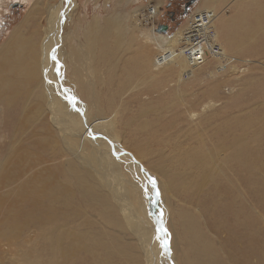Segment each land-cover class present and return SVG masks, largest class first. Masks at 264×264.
<instances>
[{"label":"bare ground","instance_id":"6f19581e","mask_svg":"<svg viewBox=\"0 0 264 264\" xmlns=\"http://www.w3.org/2000/svg\"><path fill=\"white\" fill-rule=\"evenodd\" d=\"M153 1L155 4L150 5ZM164 1L152 0L146 6L154 7L147 12L151 18L156 19ZM3 2L6 0H0V15ZM71 2L68 0V8ZM254 2L201 0L186 23L170 33H159L155 23L149 28L143 27L136 10L127 13L124 20L118 14L114 20L107 18L104 26L97 18L95 26H90L86 35L83 53L87 67L84 66V72L78 71L82 65L78 66L75 60L72 71L79 95L85 96L87 103L84 105L78 97L75 99L74 95L66 94L56 75L59 57L51 58V28L40 31L39 22L44 10L41 14L37 1L38 6L0 44V105L6 110L11 131L18 129L20 123L25 125L33 115L47 113L60 145L61 133L64 150L72 155L64 166L65 175H68L64 177L65 183L60 180L63 174L58 176L54 170L41 168L25 177L15 190L9 191L8 202L11 201L14 207L33 208L34 211L38 208L42 218L46 215L42 201L52 199L54 204L61 203V210L67 211L81 199L90 208L98 210L101 223L121 228L118 234L124 235L122 243L126 249L138 248L137 257L140 251V259L132 253L137 264H181V261L183 264H223L216 246L206 237V232L210 231L209 222L212 226L216 223L218 209L215 206L206 209L192 202L194 192L206 188V184L214 180L213 174L203 172L205 163L201 154L171 145L168 134L157 140L156 133L159 128L167 131V118L159 115L163 114V108L170 110L169 103L186 96L183 85L187 79L212 81L217 70L224 68L225 61L239 47L240 39L256 41L257 36L250 26L246 29L250 36L239 35L240 39L237 38L233 33L236 31L232 26L233 17L229 14L233 3L235 11H239ZM59 5L55 6L56 12ZM53 17L54 12L52 20ZM151 18L145 16L142 21ZM52 20L49 25L54 24ZM242 22L247 24V20ZM29 31L30 35H27ZM196 35L200 40L211 38L219 48L217 52L211 50V46L208 50L202 48L190 62L186 51H194ZM124 49L129 50L131 56L126 61L129 63L121 68L116 59L121 55L124 60ZM202 55L203 59L199 60ZM242 62L246 65L251 61ZM232 71L240 73L246 71V67H232ZM65 95L72 103L64 100ZM213 103L204 102L202 110L191 112V121L200 123V119L207 117L209 110L215 107ZM86 113L90 115L89 121H83ZM130 128L133 136L128 133ZM34 129L42 131L39 126ZM35 136L32 131L31 139ZM48 136L9 147L8 169L11 167L12 176L31 165H39L42 153L37 149L54 153L60 147L55 146L56 142L53 145ZM146 157L153 163L149 169L144 164ZM231 159L240 161L244 157ZM226 187L222 209L229 216L234 211L236 218L235 224L226 228L228 236L241 244L243 255L247 257L245 264H250L249 245L243 241L245 235L242 240L238 236L245 225L242 216H245L246 205L241 202L243 214L238 209L236 196H230L234 192L228 189L231 182ZM69 215L72 217V211ZM81 229L94 235L87 222ZM65 232L43 229L38 240L52 252L53 259L46 261L41 253L30 251V257L26 255L23 264H92L91 250L86 246L88 233H73L71 229ZM110 248L106 245L107 251ZM80 252L81 258L78 257ZM262 263L264 261L259 260V264Z\"/></svg>","mask_w":264,"mask_h":264},{"label":"rangeland","instance_id":"374dc122","mask_svg":"<svg viewBox=\"0 0 264 264\" xmlns=\"http://www.w3.org/2000/svg\"><path fill=\"white\" fill-rule=\"evenodd\" d=\"M37 1L41 14L44 10L39 22L40 31H45L46 27L51 28L50 43L53 47L51 58L59 57L56 60L58 61L56 75L60 78L66 94L74 95L75 99L78 97L84 105L87 102L84 95H79L73 72L76 66L75 60L78 66L82 65L77 69L78 71L84 72V66L87 67L84 54L86 35L90 26H95L97 18L104 26L107 18L114 20L113 17L118 14L119 18L124 20L127 13L136 10L143 27L149 28L152 23L156 24V29L161 24L168 25L167 32L170 33L186 23L201 2V0L193 2L165 0L160 5V13L155 15L156 19H153L147 12L154 7H146L152 0H71L70 8H68V0H6L2 3L3 13L2 16L0 15V44L7 40L31 10L38 6ZM185 1L192 3L186 14L183 11ZM58 4L60 5L56 12L55 6ZM152 4H155L154 1L150 5ZM233 4L229 14L233 17L232 26L236 30L233 32L234 35L237 38L239 35L250 36L246 30L247 26H250V29L253 28L255 31L256 41L247 42L239 38L242 41L239 47L235 48L231 53L232 57L225 61L224 68L217 70L212 81L187 79L183 85L186 96L169 103L170 110L162 109L163 114L159 116L167 118L165 125L169 127L167 131L159 128L156 139L159 140L168 134L171 145L186 152L194 150L199 153L198 155L201 154L200 157H204L203 172H211L214 180L209 185L206 184V188L195 191L192 202L201 204L206 209L213 206L218 209L214 226L208 221L210 231L206 232V237L216 246L220 262L245 264L247 257L243 255L241 244L230 239L226 229L235 224L234 211H231L230 216L233 217H230L222 209L223 191L227 188V183L231 182V187L228 189H233L234 192L230 196H236L235 201L241 213H243L241 202L246 205L245 216H242L245 225L238 232L239 239L242 240L245 235L243 241L249 245L247 253L249 262L259 264V260L264 261V0H255L252 5L249 3L245 9L239 11H235L236 6ZM145 16L151 19L142 21ZM51 20L54 24L49 25ZM242 20H247V24L244 25ZM27 35H30V31ZM125 51L126 49L123 52L124 60L121 55L116 59L117 62L120 61L121 68L129 63L126 61L131 56L129 50ZM246 59L251 62L245 65L242 61ZM232 67H240V69L246 67V71L237 73L232 71ZM83 80H86L85 76ZM97 87L102 89L101 86ZM174 92L172 91L173 94ZM212 92L215 94L214 99L211 97ZM67 95H65L67 99L64 100L72 103V99L70 100ZM59 96L63 99L61 93ZM211 101L215 102L213 103L215 107L209 110V115L201 118L200 123L191 121L193 118L190 113L202 110L203 103H211ZM110 110L112 111L113 108ZM84 115L83 121H89L90 115L88 113ZM7 116L4 106L0 105V264H23L26 255L30 257L28 254L30 251L41 253L46 261H51L52 252L42 245L40 239L38 240L40 232L43 229H50L52 232L56 230L60 233L61 230H65V233H68L71 229L73 233L82 234V231L88 233L86 231L88 226L86 230L81 229L85 222L94 233V235L88 233L86 241V246L91 250L89 258L92 264H137L133 260L132 253L136 256L138 248L126 249L122 243L124 235L118 234L121 228L117 229L107 223H101L98 210L90 208L81 199H77L76 206L67 211L61 210V203L54 204L52 199L42 201L45 206L43 211L46 210V215L42 218L40 217L42 211L38 208L34 211L33 208L14 207L10 204L11 201L8 202L9 191L15 190L25 177L38 169L54 170L58 176L63 174L60 180L65 183L64 177L68 175H65L64 166L72 152L64 150L63 139L57 128L60 142L62 141L60 145L55 128L48 122L47 113L33 115L30 121L25 122L23 126L20 123L18 129L13 131L8 129ZM36 126L42 131L34 129ZM32 131L36 133L34 139L50 135L48 137L52 144L55 145L56 142L55 146L60 145V147L54 153L37 149L42 153L39 165H31L30 168L27 167L12 176L11 167L8 169V157H10L8 149L31 143L34 140L31 139ZM128 133L131 136L134 134L131 128L128 129ZM230 157H244V159L230 160ZM145 159L147 160L146 163L144 162L145 167L148 169L153 167L152 161L150 162L148 157ZM28 203L30 202L27 201ZM30 210L32 212H29ZM71 211L72 217L69 215ZM126 233L129 236L132 234L129 231ZM49 238L51 239V236ZM36 245H39V248H35ZM106 245L111 246L109 251L106 250ZM177 250L176 252L179 253ZM81 256L82 253H78V257ZM177 257L180 262V254ZM137 259H140V251ZM180 263L183 264V261Z\"/></svg>","mask_w":264,"mask_h":264},{"label":"built area","instance_id":"2783aa9c","mask_svg":"<svg viewBox=\"0 0 264 264\" xmlns=\"http://www.w3.org/2000/svg\"><path fill=\"white\" fill-rule=\"evenodd\" d=\"M198 37V35L195 36V39H194V42H196V47L194 49V51H191V50H188L186 51L187 53V58L190 62H192L193 58H194V54L197 52V51H200L202 48H206V50H208V48L211 46L213 51L217 52L218 50V44H216L215 42L212 43V39L211 38H207V39H203V40H200L199 38L196 39ZM201 37V35L199 36ZM210 43V44H209ZM203 52V51H202ZM203 59V55H202V58L199 59V60H202Z\"/></svg>","mask_w":264,"mask_h":264},{"label":"water","instance_id":"95a60500","mask_svg":"<svg viewBox=\"0 0 264 264\" xmlns=\"http://www.w3.org/2000/svg\"><path fill=\"white\" fill-rule=\"evenodd\" d=\"M168 29H169V26L168 25H163V24L159 25L158 28H157V30L161 31V32H167Z\"/></svg>","mask_w":264,"mask_h":264},{"label":"flooded vegetation","instance_id":"af4514ba","mask_svg":"<svg viewBox=\"0 0 264 264\" xmlns=\"http://www.w3.org/2000/svg\"><path fill=\"white\" fill-rule=\"evenodd\" d=\"M194 0H191V2H193ZM186 2V5H185V7H184V9H183V11H184V13L186 14L188 11H189V8L192 6L191 4L192 3H190L189 1L187 2V1H185ZM173 16V15H172Z\"/></svg>","mask_w":264,"mask_h":264},{"label":"snow or ice","instance_id":"6c2138e0","mask_svg":"<svg viewBox=\"0 0 264 264\" xmlns=\"http://www.w3.org/2000/svg\"><path fill=\"white\" fill-rule=\"evenodd\" d=\"M167 245H165V247H166Z\"/></svg>","mask_w":264,"mask_h":264}]
</instances>
